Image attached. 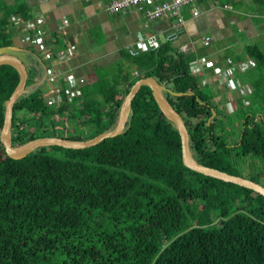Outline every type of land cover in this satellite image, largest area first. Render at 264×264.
Masks as SVG:
<instances>
[{"label":"trees","instance_id":"obj_1","mask_svg":"<svg viewBox=\"0 0 264 264\" xmlns=\"http://www.w3.org/2000/svg\"><path fill=\"white\" fill-rule=\"evenodd\" d=\"M3 10L0 47L13 46L12 14L24 20L28 14L23 3ZM228 57L255 63L235 73L247 95L237 97L231 112L204 95L190 70L196 55L169 42L136 56L121 51L115 71L80 87L72 101L63 90L60 102L47 103L29 68L26 91L13 104L11 144L45 136L85 140L108 131L131 85L150 76L167 88L198 163L233 175L234 160L251 156L264 177V49L247 44ZM18 82L16 69L1 64L0 131L5 100ZM49 147L62 154H48ZM231 186L249 202L264 203L250 188L186 167L178 130L142 84L123 131L90 147L39 146L14 159L0 140V264H264V221L256 214L263 210L227 205L223 192Z\"/></svg>","mask_w":264,"mask_h":264},{"label":"crops","instance_id":"obj_2","mask_svg":"<svg viewBox=\"0 0 264 264\" xmlns=\"http://www.w3.org/2000/svg\"><path fill=\"white\" fill-rule=\"evenodd\" d=\"M210 1L202 2L204 11L195 17L190 13V6H184L179 23L172 16L149 20L131 7L109 13L102 6L107 0H0V8L4 11V7L23 3L28 14L26 20L43 16L41 36L46 49L36 55L31 49L21 46V40L27 31L24 24L18 21V18L23 19L22 16L14 13L11 17L10 28L14 40L12 47L26 54L27 66L30 68L36 67L41 56L44 57L43 65L50 63L53 59L48 58L47 51L54 54L62 52L66 58L62 61L56 59L55 64L69 70L77 79L82 78V87L115 71L122 60L121 51L127 52V47L138 46L137 35H154L159 41V47L161 43L169 42L181 52L195 54L190 70L206 72L208 83L220 90L219 95L228 93L227 96L230 97L234 90L227 86V82L233 75L229 77L224 68H221L222 65L217 63L220 56L215 55L212 44H224L231 40L234 47V50L228 52L231 55L241 53L247 44H258L264 49V18L256 15L255 8L260 9V6L252 0H228L230 4L221 3V0ZM207 36L210 38L209 43L204 44ZM149 50L152 49L144 47L141 52ZM201 59L205 61L204 64L199 63ZM251 60L247 57L241 61L243 63H233L230 59L229 63L240 65L239 72L243 73L254 66L253 60L252 64L249 63ZM125 68L132 70L134 75L137 74L132 64L126 63ZM39 69L40 74L34 75L35 81L38 85H46L43 66ZM237 80L241 86L239 95L245 97L246 86L241 80Z\"/></svg>","mask_w":264,"mask_h":264},{"label":"water","instance_id":"obj_3","mask_svg":"<svg viewBox=\"0 0 264 264\" xmlns=\"http://www.w3.org/2000/svg\"><path fill=\"white\" fill-rule=\"evenodd\" d=\"M1 64H8L12 66L19 74V82L17 86L13 90L10 97L5 100L4 121L0 131L1 143L5 149L6 154L9 157L14 159L22 158L39 146L57 145L65 148L82 149L95 145L105 138L120 134L123 131L128 119L132 98L135 96L140 86L142 84H146L150 87L154 100L156 101L161 112L168 120H170L175 125L180 134L182 162L186 167L208 176H212L224 181L236 183L246 188H250L253 191H256L264 196V186H262L261 184L249 179H245L243 177L232 175L218 169L202 165L193 158L189 149L187 128L180 114L167 100L164 93L165 91H167V88L164 85L159 84L153 77L150 76L139 78L131 85L129 91L124 96V99L120 105L117 123L112 129L101 132L85 140H71L64 137L45 136L29 140L18 146H12L11 121L13 104L15 100L22 93H24V91H26L25 82L27 78V71L25 66L28 64L27 56L24 52L15 49L12 46L0 47V65Z\"/></svg>","mask_w":264,"mask_h":264},{"label":"built area","instance_id":"obj_4","mask_svg":"<svg viewBox=\"0 0 264 264\" xmlns=\"http://www.w3.org/2000/svg\"><path fill=\"white\" fill-rule=\"evenodd\" d=\"M202 2L209 3L210 0H107L102 6L109 13H116L124 11L125 9L131 7L134 8L139 13H142L147 19L154 20L161 17L172 16L176 17L178 23L181 22L182 17L180 15L181 9L184 6H190V13L193 17L200 15L204 11ZM146 4H150L148 7ZM44 18L42 15L35 17L31 20H24L18 18L26 27V34L21 40V46L23 48L31 49L32 53H42L45 51L44 48L41 26L43 24ZM15 22V19H14ZM209 37L204 38V44L209 43ZM137 45L135 47H127V52L131 56L138 55L142 49L145 47L152 50L159 47V41L154 35H149L147 37H142L137 35ZM47 51V50H46ZM46 55L52 61L47 65H43V56L38 60L36 67L34 68L35 73L40 74L39 67L44 68V78H45V92L44 98L47 103H58L61 101V91H65L68 100L72 101L73 98L79 94L80 83L83 81L82 78L77 79L72 75L69 70H64L55 64V60L62 61L66 58L65 54L62 52L53 53L47 51ZM252 60L249 63L252 64ZM200 64H204L203 59L199 60ZM39 66V67H38ZM240 65H238L239 68ZM227 86L231 88V81L228 80Z\"/></svg>","mask_w":264,"mask_h":264},{"label":"rangeland","instance_id":"obj_5","mask_svg":"<svg viewBox=\"0 0 264 264\" xmlns=\"http://www.w3.org/2000/svg\"><path fill=\"white\" fill-rule=\"evenodd\" d=\"M221 3H229L228 0H221ZM234 4V3H232ZM256 6V4L254 5ZM257 7V6H256ZM260 9L255 8L256 15L258 16H262L264 18V6H260ZM262 9V11H261ZM263 12V14L260 13ZM213 48H214V52L215 55L218 57L220 56V60L217 61V63L219 65H222L221 68H224V70L227 72V75L230 77L233 75V77H230V81H231V89L234 90L232 92V94L230 97H228V93L227 94H222L219 92L220 90L212 85H210L206 79L207 75L206 72L204 71H198V72H193L191 70V73H193V75H196L199 79L200 85H201V89L204 93V95L206 97H211L212 100H214V104H218L219 108L222 109V111L224 112H231L232 111V104L233 102L237 99V97L239 96V91L241 90V86L238 83L239 77L238 74H235L236 72L239 73V69H238V65H230L231 63H229L230 58L228 56H230L231 54H228L229 51L234 50V47L231 43V40H228L226 43L222 44V43H216L213 42ZM219 53V54H217ZM235 54V53H233ZM225 55V56H224ZM27 66V65H26ZM25 66V67H26ZM206 66V65H205ZM30 68V66L26 67V70H28ZM42 86V88L45 89V85L44 84H40ZM229 88V87H227ZM230 89V88H229ZM218 93V94H217ZM237 93V94H235ZM217 94V95H215ZM223 99V100H219V99ZM248 99V97H247ZM227 100L229 102H227ZM248 100H246L245 102H247ZM19 114H23V112H19ZM47 153L51 154V155H58L60 156L62 154V150L60 148H53V147H49L47 148ZM251 156H246L245 158H236V160H234L233 164H232V171L234 174H236V176L239 177H243L245 179L248 178H254V179H259V184H263L264 185V177L262 176V166L261 164L259 165L257 161H253L251 159ZM258 161H260L262 163V161L260 159H256ZM255 163V164H253ZM233 174V175H234ZM256 192V191H255ZM255 192L251 193V196L256 197ZM224 196L228 197V203L227 205L236 208V206L240 207V208H244L243 210H251L254 208H261L263 210V212H260V210H256V214L259 216L260 219H262L264 221V203L263 200L259 203V201H256L255 198H253L252 201L249 202V200H247L246 198H244V195H236L234 194V188L231 187H227L226 190L223 192ZM224 198V197H223ZM251 199V197H250ZM234 201V202H233ZM263 203V204H262ZM199 207H201V205H199ZM217 218H213V222H217Z\"/></svg>","mask_w":264,"mask_h":264}]
</instances>
